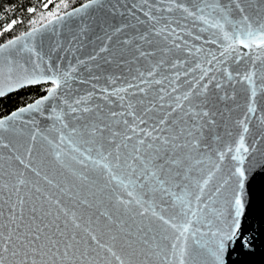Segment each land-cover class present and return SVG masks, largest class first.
I'll return each instance as SVG.
<instances>
[{"label":"snow or ice","instance_id":"6c2138e0","mask_svg":"<svg viewBox=\"0 0 264 264\" xmlns=\"http://www.w3.org/2000/svg\"><path fill=\"white\" fill-rule=\"evenodd\" d=\"M93 6L104 4L50 12L39 28L0 43V97L51 84L0 119V264H224L229 242L250 247L240 235L242 189L249 166L259 159L264 167V0L112 5L113 17L135 22L109 25L107 41L135 34L99 49L120 76L98 89L103 103H93L90 91L48 109L96 56L65 68L38 50V34ZM20 22L0 26V36ZM189 22H200L197 33ZM86 36L81 29L68 43ZM26 113L52 120L57 135L50 138L35 116L17 130Z\"/></svg>","mask_w":264,"mask_h":264},{"label":"water","instance_id":"95a60500","mask_svg":"<svg viewBox=\"0 0 264 264\" xmlns=\"http://www.w3.org/2000/svg\"><path fill=\"white\" fill-rule=\"evenodd\" d=\"M86 2L87 0L64 12H71L75 8H80L81 5ZM102 2L104 4L103 8H100L99 6H93V8L89 9L87 13H81L79 16L70 17L62 25H57L55 32L49 28L45 33L38 34L37 40L35 42L38 50H40L41 53L45 55L46 59L50 56L53 62L62 65L65 68H67L70 64L75 65L77 59H87L89 55L96 56L95 63H90L87 67H79L74 80L69 81L68 85L64 87L59 93V99L56 101H49L47 103L46 107L48 109L56 104H59L60 107H64L62 103L64 99H68L71 102L74 99L85 96L90 91L94 93L93 103H103L99 100L100 93L98 89L103 87L111 89L113 85L108 82V76H120V70H118L115 65H108L104 62L102 57L106 56L107 53H100L99 49L103 47L105 43L111 45L113 49H115V47L118 46L120 40L135 34L134 30L129 29L127 36L116 33L113 35L112 41H107L106 37L104 36V32L106 30L109 32V34H112V28H109V25L116 27L120 26V24L124 22L135 23L134 21H130L127 17H121L119 13H117L115 17H113L110 13L112 5L119 3V5L128 4L130 6L132 0H102ZM121 11L126 12V9L121 7ZM64 12L60 14H63ZM105 21L106 23H104ZM43 23H46V21L33 28H39ZM200 26V22H196L195 24L189 22V28L194 33L198 32ZM81 29H84L87 33V36L83 38V42L69 44L68 41L72 39L73 34H79ZM202 35L207 38L208 33H203ZM184 38L189 41V44H195L197 47L203 46L205 51L211 49L214 52H218L216 45H205L203 44V41H194L191 37L187 36ZM256 43L258 44L259 41H256ZM57 44L62 45L63 49H66V51L60 50L59 48H57L56 51H52V48L56 47ZM148 50L151 51L152 49ZM248 51V49L240 48L241 53ZM193 54L196 58V62H199L201 54L195 53L194 49ZM158 58L159 57H155L154 59ZM97 64L100 65L99 68L96 67ZM135 66L136 65H133V67ZM204 66L207 67L206 64ZM89 69H91V71H89ZM123 71L126 75L127 69H124ZM93 75L100 76L101 78L98 81L92 80L91 77ZM188 78L191 79V76ZM122 80L123 78H121L117 84H121ZM93 84L97 85L96 89H93ZM29 86L35 85H25L22 88ZM49 87H51V84ZM22 88H18L13 92H16ZM13 92H6V95ZM46 94L47 93L45 91L43 95L35 98L29 103H33L36 99H39ZM27 104L21 107H24ZM220 107L223 108V105ZM17 109L0 117V119L9 116ZM33 116H35L38 121L37 126L41 130L45 131L50 138L57 135L52 127L53 121L44 117H40L38 114H24L23 119L14 122L15 128L17 130L23 128V121L30 120L33 118ZM3 135L6 137V139L13 140L14 142L21 139L17 133L3 132ZM5 155H7V153H5ZM5 166L7 167V164H5ZM242 202L244 204V211L239 217L241 225L240 235L249 239L250 247H243L241 243L237 241L229 242L224 252V264H264V167H261V162L259 159L249 166V170L246 173L244 188L242 189ZM219 206L220 205H217V207ZM231 212L234 217L235 209H231Z\"/></svg>","mask_w":264,"mask_h":264},{"label":"trees","instance_id":"16d2710c","mask_svg":"<svg viewBox=\"0 0 264 264\" xmlns=\"http://www.w3.org/2000/svg\"><path fill=\"white\" fill-rule=\"evenodd\" d=\"M86 0H55L50 3L48 0H0V26L10 22L12 19L20 20L14 29L3 36H0V43L7 41L19 35L38 24L44 22L48 18V13H62L72 7H75ZM47 3V8L44 4ZM65 4L67 7H65ZM29 7L36 9L35 14L27 12ZM35 20L37 23L30 24ZM50 84H41L22 88L16 92L8 94L0 98V117L10 113L11 111L31 102L35 98L43 95Z\"/></svg>","mask_w":264,"mask_h":264},{"label":"rangeland","instance_id":"374dc122","mask_svg":"<svg viewBox=\"0 0 264 264\" xmlns=\"http://www.w3.org/2000/svg\"><path fill=\"white\" fill-rule=\"evenodd\" d=\"M51 1H53V0H51ZM55 2L59 4L60 3V0H55Z\"/></svg>","mask_w":264,"mask_h":264}]
</instances>
